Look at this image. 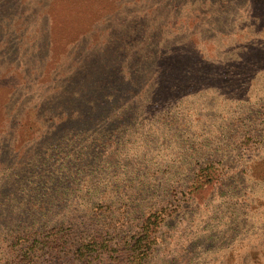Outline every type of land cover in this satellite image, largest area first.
Instances as JSON below:
<instances>
[{
  "label": "rangeland",
  "instance_id": "rangeland-1",
  "mask_svg": "<svg viewBox=\"0 0 264 264\" xmlns=\"http://www.w3.org/2000/svg\"><path fill=\"white\" fill-rule=\"evenodd\" d=\"M95 126L115 138L64 199L109 200L126 237L165 210L142 264H264V0H0V164ZM11 234L0 215V264H19Z\"/></svg>",
  "mask_w": 264,
  "mask_h": 264
},
{
  "label": "trees",
  "instance_id": "trees-1",
  "mask_svg": "<svg viewBox=\"0 0 264 264\" xmlns=\"http://www.w3.org/2000/svg\"><path fill=\"white\" fill-rule=\"evenodd\" d=\"M95 127L90 139H83L89 128H71L68 133L61 135L55 145L46 141L41 147L42 155L34 153L28 156V165H13L8 168L0 164L3 177L0 180V215L10 221L12 243L16 246L14 254L19 264H142L152 252L155 244L153 234L163 220L165 210L149 213L141 220L139 230L131 237H126L122 236L126 230L121 229L120 232L118 229L111 233L106 228V220L112 215L108 210L109 200H100L98 205L85 202L81 208L71 206L73 198L64 199L66 192H69L70 182L76 180L73 170L81 165L80 157L86 155V159H83L85 167H94L98 152L105 149L115 138L112 132L108 134L107 129ZM79 148L86 154L71 156L72 151ZM51 160L55 163L63 161L66 164L65 169L70 168L71 171L56 178L58 185H53L57 191L56 197L40 202L37 198L39 191L42 188L48 189L51 177L56 175L48 171L49 183L42 181L48 173L46 170ZM207 173L198 175V179L187 187L188 199H193L200 193L201 180L209 176ZM30 178L34 180V186L27 189ZM50 200L54 202L51 203ZM55 204L57 207L63 206L64 209L66 205L68 210H58L57 212H67L53 222L52 219L56 216L49 217L46 213L49 212L47 207ZM36 215L41 217L36 218Z\"/></svg>",
  "mask_w": 264,
  "mask_h": 264
}]
</instances>
